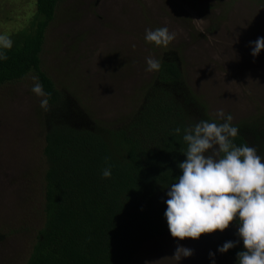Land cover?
<instances>
[{
    "label": "rangeland",
    "instance_id": "1",
    "mask_svg": "<svg viewBox=\"0 0 264 264\" xmlns=\"http://www.w3.org/2000/svg\"><path fill=\"white\" fill-rule=\"evenodd\" d=\"M34 15V0H0V33L28 29ZM164 25L176 33L167 47L145 41V29ZM257 37L264 0H63L46 28L40 67L83 108L72 111L81 123L116 124L137 109L154 73L146 58L175 49L209 115L220 120L223 109L236 123L264 116V49L253 57L248 43ZM33 77L0 86V264H24L44 220L43 109ZM178 244L193 252L177 262ZM209 251L215 264H229L210 241L172 236L144 243L130 264H210Z\"/></svg>",
    "mask_w": 264,
    "mask_h": 264
},
{
    "label": "trees",
    "instance_id": "2",
    "mask_svg": "<svg viewBox=\"0 0 264 264\" xmlns=\"http://www.w3.org/2000/svg\"><path fill=\"white\" fill-rule=\"evenodd\" d=\"M36 15L29 28L10 35L7 60L0 62V86L29 72L50 93L48 111L40 115L44 128L45 170L42 189L43 224L24 264H130L144 243L171 236L164 211L166 192L176 182L178 164L186 157L183 129L199 120H222L188 85L179 51H163L161 68L143 86L137 109L116 124L92 118L81 123L72 111H83L40 67L48 24L63 0H34ZM86 115H88L86 113ZM88 116L91 117L89 114ZM237 146H254L264 157V116L232 123ZM180 127L179 134L174 129ZM223 155V154H221ZM111 165V176L102 169ZM238 222L200 237L216 248L238 241L224 252L238 264L243 250L236 235Z\"/></svg>",
    "mask_w": 264,
    "mask_h": 264
},
{
    "label": "clouds",
    "instance_id": "3",
    "mask_svg": "<svg viewBox=\"0 0 264 264\" xmlns=\"http://www.w3.org/2000/svg\"><path fill=\"white\" fill-rule=\"evenodd\" d=\"M175 37L166 25L145 29L144 35L146 42L164 47ZM248 43L253 57L264 49V37ZM12 46L10 35L0 33V62L8 59L5 50ZM146 65V71H159L161 60L147 57ZM33 81L30 90L41 97L40 107L48 111L51 94L44 91L38 77ZM216 116L223 122L199 120L183 129L186 159L178 164L181 174L168 187L164 201L168 231L172 237L195 239L202 233L223 231L235 219L236 235L243 245L236 253L238 264H264V157L254 146L233 143L239 130L231 123V114L217 109ZM174 132L179 134L181 128ZM111 174V165L102 169L103 178ZM237 242L225 241L217 246V252L224 253ZM192 252L178 244L173 256L178 262ZM208 257L210 264H215V253L209 251Z\"/></svg>",
    "mask_w": 264,
    "mask_h": 264
}]
</instances>
